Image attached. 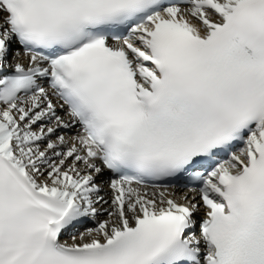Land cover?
Instances as JSON below:
<instances>
[{"label": "bare ground", "instance_id": "obj_1", "mask_svg": "<svg viewBox=\"0 0 264 264\" xmlns=\"http://www.w3.org/2000/svg\"><path fill=\"white\" fill-rule=\"evenodd\" d=\"M222 3H229L230 2V0H220ZM191 15H192V13H190ZM212 16H214V17H216L215 16V14H211ZM193 16V22L197 25V21H196V18H195V15L193 14L192 15ZM200 28H203V27H205V26H203V25H198ZM34 130V129H33ZM47 136V135H46ZM38 138V139H37ZM36 139V141H35V144H38V145H40V144H42L43 143V139H39V138H41V136L40 137H37ZM55 144H58V142H56ZM59 149H61V148H54L52 151L53 152H49L48 154H47V156H50V158H52V159H54L52 156L55 154V151H59ZM55 157V156H54ZM47 158H45V159H42V161H41V163H43L44 162V160H46ZM38 160H40V159H38ZM51 162V161H50ZM65 167L63 168V170H65V172L66 171H68V176L69 175H73L74 176V178H76L75 179V181H77V179H79L81 176H82V172L84 171V170H86L87 169V166L85 165V164H76V163H74V162H71V161H67L66 163H65V165H64ZM30 169H31V167H30ZM45 170V168H43V170L42 171H44ZM46 172H48V170H45L44 171V173L40 176V180H44V179H46ZM50 174V173H49ZM91 179H89L88 181H90ZM92 182H94V181H92ZM65 191V190H64ZM63 191V192H64ZM72 192H76L75 191V188L73 189V191ZM102 192H103V194L105 195V198L104 199H102V200H100L98 203H97V201H98V199H95L94 200V202H95V204L97 205H102V210H105V212L106 213H108V214H110V213H112V215H111V223H112V225L114 226L113 228H110L109 229V232L110 231H114L115 229H117V228H120V227H123V226H125L126 225V223H125V221L126 220H124V221H122V219H120V217H119V215L117 214V210H116V208L115 207H117V204L114 202V200H113V196L111 195V191H110V189L109 188H107L106 186L102 189ZM147 200H148V202L150 203V205H152V202H153V200H154V197L152 196V197H147ZM188 200V202L190 201V198L189 199H187ZM142 201V200H141ZM167 204V202L166 201H160V203H158V204H155L153 207H152V209H154V210H156V209H159V208H162V207H164L165 205ZM139 213V211L137 210V209H134V208H131L129 211H128V214H127V217L129 218V217H131L132 215H135V214H138ZM130 221V220H129ZM111 223H110V226H111ZM91 233L92 234H94V236L95 237H102V236H104V234H100L99 232H97V231H95V230H93V231H91ZM85 236H88V233H85ZM76 239V241H78V242H81V241H88L89 239H90V235H89V237H87V238H80V237H76L75 238Z\"/></svg>", "mask_w": 264, "mask_h": 264}, {"label": "rangeland", "instance_id": "obj_2", "mask_svg": "<svg viewBox=\"0 0 264 264\" xmlns=\"http://www.w3.org/2000/svg\"><path fill=\"white\" fill-rule=\"evenodd\" d=\"M33 149H34V148H33ZM33 149H32V150H33ZM19 151L22 152L23 155H26V154H27V151H26V149H25L24 146H22V147L19 149ZM39 166H40L39 168H42V166H44V165H39Z\"/></svg>", "mask_w": 264, "mask_h": 264}]
</instances>
